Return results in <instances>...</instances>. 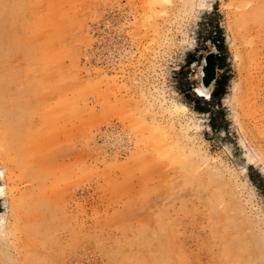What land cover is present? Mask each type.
Returning <instances> with one entry per match:
<instances>
[{
	"label": "rangeland",
	"instance_id": "obj_1",
	"mask_svg": "<svg viewBox=\"0 0 264 264\" xmlns=\"http://www.w3.org/2000/svg\"><path fill=\"white\" fill-rule=\"evenodd\" d=\"M189 53L196 96L204 64L229 75L218 131L179 90ZM249 166L264 0H0V264H264Z\"/></svg>",
	"mask_w": 264,
	"mask_h": 264
},
{
	"label": "trees",
	"instance_id": "obj_2",
	"mask_svg": "<svg viewBox=\"0 0 264 264\" xmlns=\"http://www.w3.org/2000/svg\"><path fill=\"white\" fill-rule=\"evenodd\" d=\"M207 39L213 41L217 44L218 53L215 54L214 63L218 68L225 67L226 58L223 56L222 51L224 49V36L221 31L219 24L216 25V30L214 32H210L207 36ZM212 56V55H211ZM209 56V58H211ZM201 56H197L195 53H189L187 55V62L183 65L179 70L180 75V84L179 90L185 95L186 98L193 101V109L199 113L209 114L210 118V126L214 131H218L219 128H222L221 124L218 123V117L216 112H214V106L212 105L214 102L216 106L220 108L219 115H221L223 121L225 120V110L222 107V99L227 91V86L229 83V75L224 72L219 74L215 80V87L211 91L210 100H204L203 96H196L193 92L195 88L191 76H190V66L192 64L198 63ZM208 68L206 72L208 73ZM225 131L228 132L227 128ZM249 176L256 183V185L263 191L264 193V178L262 174L256 170L253 166H249ZM257 175V177H256Z\"/></svg>",
	"mask_w": 264,
	"mask_h": 264
},
{
	"label": "bare ground",
	"instance_id": "obj_3",
	"mask_svg": "<svg viewBox=\"0 0 264 264\" xmlns=\"http://www.w3.org/2000/svg\"><path fill=\"white\" fill-rule=\"evenodd\" d=\"M36 1V0H35ZM53 5V4H52ZM52 32V31H51ZM49 37V36H48ZM60 37V35L58 36ZM50 38V37H49ZM48 38V39H49ZM60 40V38H58ZM57 39V41H58ZM52 41V39H51ZM53 53V52H52ZM62 53V52H61ZM51 54V53H50ZM55 54V51H54ZM60 54V52L58 53ZM56 55V54H55ZM60 60V59H59ZM60 63V62H59ZM59 66V65H58ZM63 66V65H62ZM54 68V67H53ZM59 69V68H58ZM55 72V71H54ZM207 74V72L205 70L202 71V77H204ZM61 77V74L59 75ZM58 76V77H59ZM56 77V76H54ZM66 78V77H65ZM57 80V79H56ZM211 84H207V82H205L204 80L202 81V84L198 87H196V92L201 95V96H206L209 97L210 96V86ZM57 93V92H56ZM69 105V104H68ZM180 107L187 109V106L185 104H179ZM171 154V153H170ZM4 193V186H0V194Z\"/></svg>",
	"mask_w": 264,
	"mask_h": 264
},
{
	"label": "water",
	"instance_id": "obj_4",
	"mask_svg": "<svg viewBox=\"0 0 264 264\" xmlns=\"http://www.w3.org/2000/svg\"><path fill=\"white\" fill-rule=\"evenodd\" d=\"M209 57V56H208ZM207 57V58H208ZM206 63V62H205ZM208 65V64H207ZM203 70H207V66H206V64H204L203 65V67H202V71ZM209 71H208V73L204 76V77H202V81L204 80L205 82H207V84H212L214 81H215V79H216V74H215V71H214V69H208ZM211 86V85H210ZM209 86V87H210Z\"/></svg>",
	"mask_w": 264,
	"mask_h": 264
}]
</instances>
